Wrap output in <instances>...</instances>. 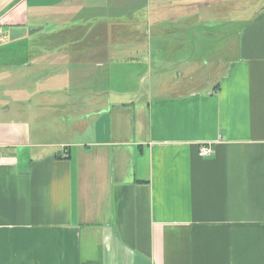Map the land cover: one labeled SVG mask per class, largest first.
Masks as SVG:
<instances>
[{"label": "crops", "instance_id": "obj_1", "mask_svg": "<svg viewBox=\"0 0 264 264\" xmlns=\"http://www.w3.org/2000/svg\"><path fill=\"white\" fill-rule=\"evenodd\" d=\"M203 10L237 57L155 91ZM0 264H264V0H0Z\"/></svg>", "mask_w": 264, "mask_h": 264}, {"label": "rangeland", "instance_id": "obj_2", "mask_svg": "<svg viewBox=\"0 0 264 264\" xmlns=\"http://www.w3.org/2000/svg\"><path fill=\"white\" fill-rule=\"evenodd\" d=\"M236 17L235 13L234 18ZM169 26L170 32L165 35L168 38L167 40L163 39L162 48H158L160 43L156 42L154 48H132L127 52H131V54H118V56L132 57L131 63L147 64L150 69L149 76L155 77V91L162 87V92L168 93L166 83L169 82L171 87L180 91L193 87L199 89L204 86L205 88L209 87L223 74L231 59L238 55L236 49L239 42V25L219 21L215 12L209 11L208 14H205V10H203L200 22L193 23L190 27L187 23V27L183 31L176 23H171ZM72 33L70 35L73 40L80 37L77 34L79 32L72 31ZM74 33L76 34L74 35ZM67 35L59 38L65 39ZM69 39L71 38L69 37ZM106 68H112L111 71H114L113 74H117V76H119V72L125 73L127 70H134H129V67L121 66L120 68L116 64H111ZM187 74L190 76L186 77ZM125 87V84H113L107 86V89L118 90ZM135 87H141V84H137ZM95 88L102 89L106 86L103 83Z\"/></svg>", "mask_w": 264, "mask_h": 264}, {"label": "built area", "instance_id": "obj_3", "mask_svg": "<svg viewBox=\"0 0 264 264\" xmlns=\"http://www.w3.org/2000/svg\"><path fill=\"white\" fill-rule=\"evenodd\" d=\"M200 155L202 157H208L211 155V148L207 147V146H203L200 150Z\"/></svg>", "mask_w": 264, "mask_h": 264}]
</instances>
